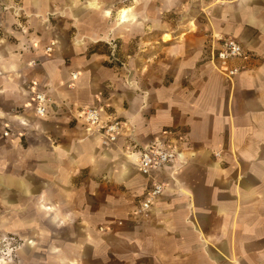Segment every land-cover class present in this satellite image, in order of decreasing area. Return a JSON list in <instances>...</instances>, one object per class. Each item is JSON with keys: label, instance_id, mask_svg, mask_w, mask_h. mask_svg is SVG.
<instances>
[{"label": "crops", "instance_id": "0c3cea01", "mask_svg": "<svg viewBox=\"0 0 264 264\" xmlns=\"http://www.w3.org/2000/svg\"><path fill=\"white\" fill-rule=\"evenodd\" d=\"M88 1L0 0V9L4 6L8 10L0 11V136L6 132L8 138L5 145L0 144V150L17 149L32 118L47 121L64 104L91 106L100 98L117 111L110 92L113 89L104 95L94 89L95 85L116 78L110 68L101 66L97 70V82L89 72L78 70L69 86L66 84L73 72L70 68L82 65L80 57L62 65L59 45L54 46L51 58L38 57L46 54L44 47L50 41H56L54 34H47L51 28L49 13L54 14L56 23L63 19L75 29L87 25L82 34L92 38V42L114 36L103 21L98 22L100 29L95 28L97 9L93 8L116 0L89 1V7ZM184 1L148 0L140 6L138 16L133 10L137 1L127 4L117 0V26L127 31L134 24L136 38L155 41L164 34L170 38L184 35L183 45H173V51H159L172 54L167 63L156 59V63L167 67L173 61L174 76L135 92L126 100L128 106L122 105L119 110L133 119L138 146L155 137H166L187 153L184 164L154 172L165 188L148 215L141 216L135 210L150 177L140 172L133 159L131 162L120 158V141L126 131L108 147L101 145L97 135L88 134L90 138L81 143L45 142L37 146L39 176L46 186L40 187L38 193L30 185L27 188L28 181L19 178L16 171L0 175V179L9 188L19 189L12 191L14 199H29L30 193L36 194L35 204L41 200L40 211L50 212L58 220L67 210L70 196L63 188L71 180L70 173L87 165L93 173L111 174L122 188L107 190L101 206L93 203L82 208L80 193L79 207L67 213L70 218L76 216L79 223L84 221L85 245L92 250L102 248L106 264H264V0H234L224 6L199 0L190 4L193 16L183 17L178 26L164 25L167 19L161 13L179 4L184 8L189 0ZM196 12L203 21L195 18ZM107 16L109 8H104L101 18L105 21ZM193 35L195 52L189 54L185 52L189 51L185 42L190 36L194 40ZM217 37H232L245 51L243 57L230 61L240 69L231 78L217 71L209 60V44ZM82 48L75 43L69 52H80ZM36 59L40 64H29ZM58 69L63 77L59 80L53 75ZM61 86L66 89L64 93L59 91ZM38 90L46 91L55 105L43 118L36 117L32 108L33 93ZM132 106L134 113L130 111ZM33 129L39 130L37 125ZM79 256L76 253L70 263ZM67 258L58 254L59 263Z\"/></svg>", "mask_w": 264, "mask_h": 264}, {"label": "rangeland", "instance_id": "374dc122", "mask_svg": "<svg viewBox=\"0 0 264 264\" xmlns=\"http://www.w3.org/2000/svg\"><path fill=\"white\" fill-rule=\"evenodd\" d=\"M82 1L84 3L86 2V0ZM136 1L137 6L133 7V10L138 13L140 11V6L146 5L148 0H124V3L129 4L131 2L135 3ZM197 1L199 0H189V4L184 6V8L179 4L174 8L164 10L161 13V17L167 19L164 25L167 27H172L173 25L178 26L183 17L186 18L190 16V4L197 3ZM184 2L188 1L186 0ZM211 2H213L214 5L220 6L227 4L219 3L215 0H211ZM104 8H109V16H107L105 21L101 18V12ZM117 8V0L115 2L110 1L105 5L100 3L98 8H93L97 9L94 10L95 28L100 29L101 25H99L98 22L103 21L105 28L110 27L112 29L111 33H115L110 39L100 40L96 43L92 42V38L88 37V35L82 34L86 32L87 25L75 29L69 27L67 23H64L63 19L58 20L56 23V20L52 18L54 14L49 13L47 15V21L51 22V28L47 30V34L48 36L54 34L56 41H50V43L44 47L46 54L43 53L38 57L40 59H44L45 57L51 58L49 55L52 53L55 45H59L60 51H62L59 55L62 59V65H67L71 63L74 58L78 59L80 57L82 65H76L70 68L73 72L70 75V80L66 84L69 86L72 85L71 82L74 81V79H72V74L77 77L76 71L78 70L89 72L95 82L98 81L97 70L101 66L110 68L113 71L116 78L99 83V85H95L94 89L99 90L103 95L110 94L111 92L116 103L114 108H117L118 112L113 109V107L104 104V101L100 100V98L96 99L95 104L99 103L103 105L106 112L109 114L112 113V115L126 122V134L120 141L123 143L121 144L123 150L122 157L120 156V158L128 159L133 162L130 149L133 148L134 145H138L133 135L134 121L133 119L130 120L123 116L119 111L120 107H122V105L127 107L128 104L126 100L135 92H142L141 90H144L146 88L145 86H156L161 82H167L174 76L173 61L170 62V66L167 67L166 65L156 63V59L160 58L161 63H167V57H172V54L159 51H173V45H183L184 41H182V38L184 35L181 33L178 37L170 38L168 34H164L163 38L160 35L157 38L158 40L155 41L147 38H136L134 36V24L129 26L127 31L117 26V21L120 16V11H118ZM83 9L85 13L86 8ZM0 11L6 12L8 10L6 7L2 6ZM130 11L132 10L130 9ZM90 14H92V11ZM137 15L139 16V13ZM191 16L193 15L191 14ZM194 16L199 22L203 21L201 14L198 12H196ZM191 21H193V19H191ZM194 26L196 27V25ZM194 26H192L193 29H195ZM145 28L146 30L148 29L147 27ZM33 29L34 28L30 29V31ZM118 31H121L123 36ZM37 32L39 33V31ZM79 35L83 37L79 38ZM193 37L194 40L191 39L190 36L189 40L185 42V45L189 49V51L185 52L189 54L195 52L196 35H193ZM75 43H79V45L83 47L82 51L76 52L74 50L69 52L70 45L72 48ZM38 63L40 64V60L38 59L29 61V64L32 66ZM53 75L56 76L58 80L63 78L61 77V69H58ZM109 89L113 90L110 91ZM65 90L64 86L59 88V91L63 93ZM51 100L53 101V98ZM79 106L80 105L64 104L56 108L55 113L51 115L52 118L50 117L47 121L32 118L29 125L26 126L29 128L26 130V134L21 135L18 140L21 146H17V149L8 150V148H6L0 150V175L16 171L15 174L19 178L26 179V182L28 181V184L26 183L27 188L28 185H30L34 193H38L40 187L44 189L46 186H44L43 178L39 176V151L36 148L37 146L43 145L45 142L67 145L87 141L90 137L87 135L82 125L71 115V109ZM15 110L19 112L21 109L17 107ZM130 111L134 113L135 107L132 106ZM35 125H37V129L39 130L33 129ZM40 128L42 130L41 132ZM2 135L5 136L7 133L5 134V132H2ZM3 136H0V144L5 145L8 138ZM115 158H117V156H115ZM4 163L8 165L4 166ZM89 170V167L84 165L79 167L77 171L70 173L71 180L66 183L63 188L70 196L68 199L66 198L68 202L66 206L67 210L66 213H64L65 215L58 220L52 217L50 212L47 214L44 211H40L42 210L40 208L41 200H39L37 205L35 204L38 200L36 199V194L30 193L32 197L29 199H14L12 191L18 192L19 189L13 187L9 188L8 184L0 179V264H71L70 261L74 259L76 253H79L80 256L79 258L77 257L73 264H106L104 262L102 248L92 250L85 245L87 231L82 227L84 221L79 223L76 216L70 218V216L67 215V213L70 214L73 208L79 207V204H77L79 201L77 200V196L80 193L82 197V208L86 207L87 204L90 206L93 203L101 206L107 190L109 192H114L116 189L122 188L121 185L119 186V184L113 180L111 174L105 176L103 175L105 173L103 171L93 173V171ZM120 174L121 171L117 175L120 177ZM9 180L12 181V178H9ZM8 190H10V192H8ZM92 190L95 192H92ZM113 195H117V193ZM8 196H10V199H7ZM55 201L56 200H54V202ZM61 204L63 203L61 202ZM29 205H31V210ZM24 211H29V213H24ZM98 227L101 229V226ZM96 234L97 233H95V235ZM79 243L81 244L79 245ZM59 253L68 257L65 262L59 263ZM107 264H109L108 261ZM112 264L118 263L114 262Z\"/></svg>", "mask_w": 264, "mask_h": 264}, {"label": "built area", "instance_id": "2783aa9c", "mask_svg": "<svg viewBox=\"0 0 264 264\" xmlns=\"http://www.w3.org/2000/svg\"><path fill=\"white\" fill-rule=\"evenodd\" d=\"M228 3L234 0H215ZM208 56L213 66L227 78L237 74L240 69L232 66L230 61L243 57L245 51L241 44L232 37H217L211 39ZM72 74V79L75 76ZM33 113L38 118L46 117L50 108H55L48 93L43 90L34 91L32 97ZM72 117L79 122L88 135H97L103 146L115 144L126 131V122L106 112L101 104L79 106L71 109ZM6 134V132H5ZM135 164L140 172L150 177L148 188L136 206V212L141 216L148 215L154 200L162 194L165 188L163 181L153 175L154 172L166 167L175 168L187 161L184 148L177 146L169 138L156 137L143 146L134 145L130 149Z\"/></svg>", "mask_w": 264, "mask_h": 264}, {"label": "bare ground", "instance_id": "6f19581e", "mask_svg": "<svg viewBox=\"0 0 264 264\" xmlns=\"http://www.w3.org/2000/svg\"><path fill=\"white\" fill-rule=\"evenodd\" d=\"M126 15V14H125ZM75 76V78H76V75H74Z\"/></svg>", "mask_w": 264, "mask_h": 264}]
</instances>
